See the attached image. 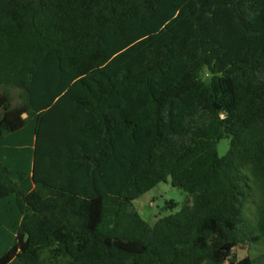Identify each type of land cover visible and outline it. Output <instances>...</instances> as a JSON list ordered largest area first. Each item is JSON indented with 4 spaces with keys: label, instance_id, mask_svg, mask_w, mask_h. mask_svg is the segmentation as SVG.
Here are the masks:
<instances>
[{
    "label": "trees",
    "instance_id": "16d2710c",
    "mask_svg": "<svg viewBox=\"0 0 264 264\" xmlns=\"http://www.w3.org/2000/svg\"><path fill=\"white\" fill-rule=\"evenodd\" d=\"M169 177L189 205L150 226L134 201ZM44 190L57 210L29 202ZM260 244L264 0H0V264H227Z\"/></svg>",
    "mask_w": 264,
    "mask_h": 264
},
{
    "label": "rangeland",
    "instance_id": "374dc122",
    "mask_svg": "<svg viewBox=\"0 0 264 264\" xmlns=\"http://www.w3.org/2000/svg\"><path fill=\"white\" fill-rule=\"evenodd\" d=\"M13 93L17 95L18 91H13ZM18 102L19 100L15 99L14 105ZM229 148L230 141L228 139L222 140L218 145L220 157L225 156ZM62 201L63 197H51L46 190L43 191L41 199H39L36 194H32L29 198L31 204H39L51 210H57ZM189 201L190 196L183 190L174 187L172 179L169 177L167 181L161 182L151 191L134 201V206L147 223H149L150 226H154L158 219L181 211L189 205ZM172 203H175L176 207H174ZM247 217L251 222L254 221L250 210L247 213ZM235 253L238 259L237 262H228L227 264H249L251 258L264 254V244H260L256 247L241 245L236 249Z\"/></svg>",
    "mask_w": 264,
    "mask_h": 264
}]
</instances>
